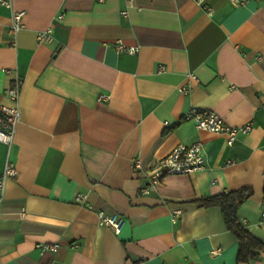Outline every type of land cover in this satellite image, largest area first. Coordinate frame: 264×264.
Returning a JSON list of instances; mask_svg holds the SVG:
<instances>
[{"label": "crops", "instance_id": "obj_1", "mask_svg": "<svg viewBox=\"0 0 264 264\" xmlns=\"http://www.w3.org/2000/svg\"><path fill=\"white\" fill-rule=\"evenodd\" d=\"M5 1L0 107L17 105L6 92L20 80L22 117L0 142V182L8 162L17 172L0 189V264H264L240 261L221 209L201 204L249 188L239 220L264 244V0ZM192 108L251 130L229 146L185 119ZM196 143L203 170L141 194L154 162Z\"/></svg>", "mask_w": 264, "mask_h": 264}, {"label": "built area", "instance_id": "obj_2", "mask_svg": "<svg viewBox=\"0 0 264 264\" xmlns=\"http://www.w3.org/2000/svg\"><path fill=\"white\" fill-rule=\"evenodd\" d=\"M128 6L132 5L133 0H124ZM198 5H202L205 0H195ZM233 3L242 4L239 0H231ZM0 4L7 8H12L10 1L0 0ZM209 14H212L211 9H207ZM127 16V12L123 13ZM24 17L23 12L12 13V26L11 32L16 35L22 28V20ZM52 31L40 33L38 40L40 42H49ZM117 50L128 51L131 54L138 52L137 48H126L121 42L117 45ZM191 79L196 80V76L191 75ZM21 81L18 80L15 86L9 89L6 93L7 96L15 101L17 105L15 107H0V142L5 144H11L17 133L18 125L21 121V110L19 107V98L21 92ZM189 88H181L182 93H189ZM186 120L193 121L198 130L223 135L227 138V144L232 146L240 134H247L251 130V126L233 127L228 125L224 119L217 113L201 110L198 108H192L185 116ZM206 166V160L202 151V147L199 143L191 146L180 145L175 147L169 154L154 162L147 170V185L141 189V194L146 195L150 191L155 190L167 177L170 176H182L190 175L200 170H203ZM135 170L142 171L143 163L140 159L134 160ZM17 175L16 168L11 162L7 163L4 179L0 182V189L3 188L4 180L6 178H13ZM85 200V197L78 195L75 199L76 203L81 204ZM181 212L176 211L172 215L173 223H177ZM100 224L111 228L116 234H119L126 225V219L123 216H107L104 213H99ZM262 221L264 222V213H262ZM43 251L56 252L58 247L56 245H43L40 246ZM217 250L215 253H219Z\"/></svg>", "mask_w": 264, "mask_h": 264}, {"label": "trees", "instance_id": "obj_3", "mask_svg": "<svg viewBox=\"0 0 264 264\" xmlns=\"http://www.w3.org/2000/svg\"><path fill=\"white\" fill-rule=\"evenodd\" d=\"M249 188L225 192L215 197L204 199V207H219L229 231L234 233L239 243V260L250 262L264 252V244L253 237L239 220L238 211L244 202L251 196Z\"/></svg>", "mask_w": 264, "mask_h": 264}]
</instances>
